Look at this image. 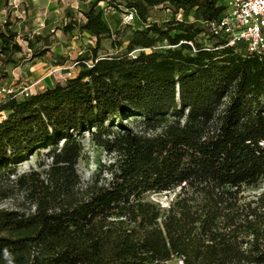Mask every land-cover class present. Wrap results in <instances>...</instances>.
Instances as JSON below:
<instances>
[{
  "label": "trees",
  "instance_id": "16d2710c",
  "mask_svg": "<svg viewBox=\"0 0 264 264\" xmlns=\"http://www.w3.org/2000/svg\"><path fill=\"white\" fill-rule=\"evenodd\" d=\"M82 2L81 21L68 13L61 29L94 39L91 58L64 83L0 104V204L4 179L43 151L51 158L43 179L32 170L12 180L34 210L0 208V264H264V192L243 194L264 181V59L199 26L218 22L224 1L129 0L144 28L108 56L98 55L103 40L123 46L100 3L112 6ZM8 3L0 0V84L11 78L2 66L24 51ZM153 10L171 18L149 22ZM203 33L216 42L200 44ZM131 120L139 126L124 125ZM85 134L115 160L108 184L80 196ZM177 190L167 209L145 199Z\"/></svg>",
  "mask_w": 264,
  "mask_h": 264
},
{
  "label": "rangeland",
  "instance_id": "374dc122",
  "mask_svg": "<svg viewBox=\"0 0 264 264\" xmlns=\"http://www.w3.org/2000/svg\"><path fill=\"white\" fill-rule=\"evenodd\" d=\"M8 2L3 6V14L9 13L11 15L14 23L13 30L19 34L18 41L23 46L24 51L15 55V64L2 66L11 78L0 84V87L5 90L0 93V104L11 97L21 101L28 95L41 92L51 85L64 83L69 78L68 73L70 71L73 72L72 76H76L81 69L80 65L76 64L83 59L91 58V48L95 45L94 39L87 33L80 32L79 29L70 32L69 35L66 34V37L59 32L62 30V23L69 21L68 13L72 15L78 13V11H73L72 3L77 5L82 0H8ZM106 2H110L112 7L111 9L108 7L104 12L105 14H111L114 12L113 10L124 11L129 0H106ZM104 4L100 3V6H104ZM193 14L187 18L188 21L194 22ZM150 15L149 22H157L158 24H162L171 18V12L167 10H153ZM177 18L184 19L183 16H177ZM198 24L210 33V26L202 25L203 23ZM108 26L113 32H118V35H116L117 42H122L123 46L116 50L112 48L111 40H103L98 52L99 56L126 52L134 31L144 28L141 21L128 25L113 18L109 19ZM208 33H203L198 37L200 44L212 46L216 42L209 39ZM29 44L33 46V49H30ZM166 47L167 43L161 42L156 49ZM141 51L143 50L137 49L134 54ZM146 51L151 52V50ZM91 63V60H89L88 64ZM124 125L130 128L139 126L138 121L135 120L124 121ZM82 143L84 152L76 168L80 184L75 188L80 196L94 184L99 187L108 184L111 179L110 168L115 160L112 155L95 146L89 134L84 135ZM50 163L51 158L47 156V150L43 151L40 155L34 156L20 165L16 177L36 170L42 173L43 179L46 177L44 171L47 170ZM43 165L45 167H42ZM16 177L11 176L10 179H4L1 183L2 187L8 191L9 198L0 204V208L17 209L29 213L34 210L32 199L28 196L26 189L16 187L12 183V180ZM263 192L264 181H261L256 186L245 187L243 194L247 200H253ZM178 193L179 190L172 193V198L175 199ZM145 199L160 204L163 196L162 194L151 193L147 194ZM168 264L180 263L177 259H173Z\"/></svg>",
  "mask_w": 264,
  "mask_h": 264
},
{
  "label": "built area",
  "instance_id": "2783aa9c",
  "mask_svg": "<svg viewBox=\"0 0 264 264\" xmlns=\"http://www.w3.org/2000/svg\"><path fill=\"white\" fill-rule=\"evenodd\" d=\"M223 1L225 12L218 22L209 25L210 34L222 41L224 47H232L245 55L264 59V0ZM102 7L108 9L106 3ZM113 11L111 14H105L108 20L113 18L129 25L138 18L134 9H125L123 12ZM178 17H181V14ZM72 75L73 72L70 71L68 77H73ZM2 90L5 91L0 87V93ZM162 196L163 200L160 204L162 208L167 209L173 201L172 193L165 192Z\"/></svg>",
  "mask_w": 264,
  "mask_h": 264
},
{
  "label": "crops",
  "instance_id": "0c3cea01",
  "mask_svg": "<svg viewBox=\"0 0 264 264\" xmlns=\"http://www.w3.org/2000/svg\"><path fill=\"white\" fill-rule=\"evenodd\" d=\"M82 3V4H81ZM80 4H75V3H72V9H73V11H78V13L77 14H75V15H72V16H74L79 22L81 21V13H80V11L84 8V2H81ZM76 5V6H75ZM64 37H66V34L62 31V30H60L59 31ZM73 32H75V31H73ZM69 35V34H68ZM41 68V67H40ZM39 68V69H40ZM47 70V69H46ZM43 72V71H42ZM54 85H51L50 87H53Z\"/></svg>",
  "mask_w": 264,
  "mask_h": 264
}]
</instances>
